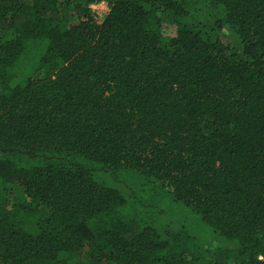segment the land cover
<instances>
[{"label": "trees", "instance_id": "16d2710c", "mask_svg": "<svg viewBox=\"0 0 264 264\" xmlns=\"http://www.w3.org/2000/svg\"><path fill=\"white\" fill-rule=\"evenodd\" d=\"M0 264H264V0H0Z\"/></svg>", "mask_w": 264, "mask_h": 264}, {"label": "rangeland", "instance_id": "374dc122", "mask_svg": "<svg viewBox=\"0 0 264 264\" xmlns=\"http://www.w3.org/2000/svg\"><path fill=\"white\" fill-rule=\"evenodd\" d=\"M93 8L99 18L103 17L108 12V4L106 2L97 3L93 6ZM230 39L231 38H227L225 39V41H230ZM100 180L102 181V183L106 185H111L110 180L107 176H100ZM164 215H165L164 226H167V227L176 226L185 221L189 223V220L186 218V216L182 212L176 210L173 206L167 207L166 213ZM205 233L208 234V236L201 234L202 236L201 242H207V241L210 242L211 243L210 247L212 248V245L214 243L215 244L218 243L217 239H215V237L211 233L209 232H205Z\"/></svg>", "mask_w": 264, "mask_h": 264}]
</instances>
